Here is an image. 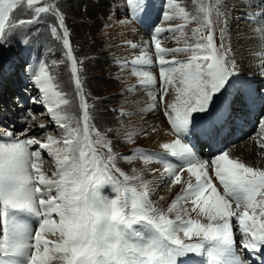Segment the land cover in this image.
Masks as SVG:
<instances>
[{
  "label": "snow or ice",
  "instance_id": "6c2138e0",
  "mask_svg": "<svg viewBox=\"0 0 264 264\" xmlns=\"http://www.w3.org/2000/svg\"><path fill=\"white\" fill-rule=\"evenodd\" d=\"M40 3L41 0H0V46L10 44L11 38L18 35L17 28L38 23L41 14H54L57 26L51 27V33L66 50L81 115L71 114L66 93L59 90L48 65L41 62L31 78L38 95L31 96L30 102L42 103L50 120L64 130L65 136L62 141L49 136L41 144L33 138L16 140L9 130L6 136L10 142H0V264H51L53 260L60 264H181V258L189 254L204 257L206 264H244L235 252L233 221L242 237L240 246L250 254L260 253L264 249V169L231 158L227 148L220 149L210 162L199 159L194 151L196 141L211 145L235 131L241 119L238 103L251 110L256 102L254 87L236 79L237 64L229 60L224 45L217 48L214 33L209 31L184 48H167L162 46L161 34L182 33L183 25L150 28L163 92L167 93L169 85H179L175 88V102L164 106L163 96L160 99L177 139L162 145L165 154L136 149L123 159L131 161L139 154L147 163L158 157L173 185L181 184L182 174L187 171L186 187L165 212L150 199L147 182L141 181L139 191L129 184L140 177L130 176L116 166L111 141L99 131L94 132L93 139L90 105L83 92L64 15L55 5L37 6ZM128 3L134 19L153 14L154 0ZM22 4L32 11V19L12 18ZM167 9L162 16L165 21L177 16L188 19L189 13L176 0H167ZM201 11L211 16V8ZM260 18L264 19V13ZM203 27L211 29V19ZM200 31L197 28L193 34ZM21 42L27 43V39ZM179 52H190L189 59L176 60L175 53ZM169 55L172 60L166 59ZM131 62L153 64L146 51ZM137 74L141 85L156 82L149 71ZM238 89L243 97L237 96ZM152 99L151 108L155 109V96ZM22 116L28 120L30 112H23ZM258 126L264 132V114ZM22 134L27 135V127ZM61 142L62 148L54 147ZM37 144L55 158L57 172L53 175L57 178H48L41 171L37 163L41 150L30 151ZM258 146L264 148V139ZM166 154L176 158L177 163L169 162ZM105 186H111L114 197L104 194ZM180 202L190 203L191 209L178 207ZM172 213L174 218L169 215ZM191 213L207 222L192 218ZM54 216H58V222ZM33 220L37 224L35 230ZM136 225L142 227L138 229ZM49 232L58 233L59 239L48 240L45 234Z\"/></svg>",
  "mask_w": 264,
  "mask_h": 264
},
{
  "label": "rangeland",
  "instance_id": "374dc122",
  "mask_svg": "<svg viewBox=\"0 0 264 264\" xmlns=\"http://www.w3.org/2000/svg\"><path fill=\"white\" fill-rule=\"evenodd\" d=\"M257 1L176 0V3L180 4L189 13L188 19L183 20L177 16L170 21L162 19L164 11L168 10L167 0H154L153 14L150 17H142L140 19L132 18V10L128 0H41L40 5H37H55L64 15L65 24L70 31L73 55L76 57L77 67L80 69L83 92L90 105V115L94 129L93 139H96L94 132L99 131L101 135L111 141L113 152L116 155V166L130 176L140 177L139 180L130 181L129 184L131 186H136L138 191L142 190L140 183L144 181L149 184L150 194L156 195L158 192L168 193L163 198H159V200L154 201L151 199L157 208L165 212L176 197L183 192L184 187H186V182L189 179H185L186 172L182 174L181 184L173 185L171 178H168L166 173V178L160 181L162 173H164V164L159 161L158 157H154L147 163L140 158L139 154L134 156L131 161L124 160L123 157L131 155L136 149L144 150L146 153L165 154L164 149V151L158 150L162 146L156 145L158 133L163 129H168L169 131L174 130L171 128L164 114L160 99L163 96L164 106L175 102V88L179 85H169L167 93L165 94L161 88V78L159 76L156 55L153 54L154 60L152 65L133 64L131 61L136 57V55L134 56L136 49H133L130 45L133 43L139 45L143 39L138 33L144 31L146 34L145 38L148 39V44L151 41L152 49H154L150 28L155 26L169 28L183 25L182 33L176 32L170 34L165 32L161 34L162 46L167 48H184L194 44L200 36H207L209 31L214 33V41L217 48L224 45V50H228L229 60H234L237 64L236 71L239 75L236 79L240 82L251 84L256 92V102L251 110H248L241 103L236 105L237 111L241 114V119L237 122L235 131L218 142L221 149L227 148L229 150V153L232 154L230 157L232 158L234 151L238 147L240 148L246 142L254 139L255 133L259 128L258 121L261 118V114H264V78L261 74L264 72V63L258 65L259 62L257 61L261 58V55L251 57L248 54L249 46L246 47L247 43L245 42V35H247L250 44L253 43L255 38L264 41V36L262 35L264 34V28L263 31L259 32L254 27L247 26L252 22L246 17L247 12L250 9L249 13L254 14L253 10L256 9L255 3ZM202 8H211V16H206L201 11ZM193 17H196V19H193ZM12 18L17 20L32 19V11L26 5L22 4L18 9L14 10ZM208 19L212 21L211 29L203 27ZM52 26H57V18L54 14H41L38 23L17 28L16 32L18 35L11 38L10 44L7 47L0 46V102L8 100L11 105L10 113L14 112L13 115L8 116L13 121L7 117L6 120L9 121H5L4 119L0 125L9 128L14 133V138L16 139H19L18 135L21 134L20 132L27 125L19 121L22 116L14 121L19 116L16 109L24 111L21 106L18 107L19 102H15L16 98L14 95L17 93L25 99V102L29 101L27 92L33 88L31 78L34 65L37 67L41 62L48 65L49 73L55 77V82L61 87L60 91L66 93V98L70 100L71 114L77 117L81 115L79 98L70 70V61L65 55L66 50L63 47L62 41L52 35ZM248 27L250 28L249 30ZM197 28H200L201 31L194 35V30ZM247 31H250L251 34H245ZM252 34L255 35V38ZM234 37H238V46H241L237 53L233 52L230 44V41ZM24 38L27 39V43L21 42ZM150 56L152 57V54ZM189 57L190 52L175 53L176 60L187 61ZM239 58L243 59L245 66L248 67L245 74H253L252 76L255 77L253 80H249V76H243L244 71L242 68L244 65L238 63L237 59ZM166 59L172 60L173 56L169 55ZM53 60L56 61L55 64L52 63ZM31 65L33 66V70L30 67ZM251 65H254V67L250 68ZM142 70L152 71L154 76L156 73V82L150 85H141L140 82H136L135 80L133 83L137 73ZM250 70H254V72ZM10 79L12 84H7L6 81ZM138 79L139 77H137ZM146 89H151V91L155 92V109H152L150 106L143 107V102L136 98L140 92ZM31 95H38L37 90L34 89ZM237 96L243 97V92L239 89L237 90ZM30 104L32 103L28 102L26 104V112H30L32 108ZM38 109L37 111L40 112L39 115H41V118L46 123H53L55 125L50 120L49 114L48 116H43L44 107L41 106ZM152 114L162 117L160 118L161 124H153L152 121H146V117L149 116L151 119ZM15 125H20V128H17ZM3 129L4 127H1V130ZM46 132L45 136H43L44 138L46 135H49L56 140L62 141L63 139L60 138H64L65 136L63 129L56 132L55 127H52V125ZM130 136L133 137L132 140H129ZM43 137H41L40 143L47 142L48 137L45 140ZM61 144L62 142L54 147L62 148ZM205 146L206 144H203L201 150H204ZM209 149L208 151L205 150V155H199L200 157H197L210 162L218 151L213 152L210 150L209 152ZM238 149L237 151L242 150V148ZM36 150H41L39 144H37ZM257 150L264 156V148H259L258 146ZM100 151L106 152V149L100 148ZM166 155H168L169 162L177 163L176 158L170 157V154ZM44 157L47 158L50 169L56 170L55 158L46 154ZM148 163L156 165V169ZM260 168L264 169V164ZM47 175L51 177L52 173H47ZM210 175L214 177V173ZM192 181L193 183L195 182L194 177H192ZM213 181L218 182L216 179ZM219 186L222 190V186L220 184ZM166 187H170L171 191L169 190L167 192L165 190ZM103 192L109 197H114L115 195L111 186H105ZM182 206L188 207L189 210L191 209L190 203L184 205V202H180L178 207ZM169 215L174 218L175 213ZM191 216L192 218L201 219L202 222H207L204 217H198L196 213H191ZM54 219H57L58 222V216H55ZM136 227L138 228V225ZM233 230L234 235L237 233L236 238L238 237L235 247V251L237 250L238 253L239 250H244V248L240 246V243L243 241L241 235L239 236L238 224L235 221H233ZM53 235L52 237L46 238L50 241L59 239L58 233ZM192 242H195V238H193ZM240 253L244 261L246 254L243 252ZM258 257H260V254H257L252 259L255 260ZM260 259L263 260L264 255ZM245 262L246 264L254 263L253 260L249 263L246 260ZM51 264H60V262L53 260Z\"/></svg>",
  "mask_w": 264,
  "mask_h": 264
},
{
  "label": "bare ground",
  "instance_id": "6f19581e",
  "mask_svg": "<svg viewBox=\"0 0 264 264\" xmlns=\"http://www.w3.org/2000/svg\"><path fill=\"white\" fill-rule=\"evenodd\" d=\"M255 7H256V9L255 10H253V12H254V14L253 13H249L250 12V9H249V11L247 12V15H246V13H245V15H246V17L248 18V20H250V21H252L251 23H249V25H247V26H252V27H254V29H257L259 32H261V31H263V28H264V19H261L260 18V14L261 13H264V0H258L256 3H255ZM246 20V19H245ZM247 20V21H248ZM246 21V22H247ZM243 25V24H242ZM248 27V30L250 29ZM247 30V29H246ZM240 31V30H239ZM253 32H255V31H253ZM252 32V33H253ZM245 34H251V32L249 31H247ZM138 35L139 36H141L142 37V42L139 44V45H137V47L136 48H133V49H136V52H135V54H134V56L136 55V56H139V55H141L143 52H148V54L150 55V54H152V60H154V58H153V54H155V49H152V46H151V41H150V44H148V39L147 38H145V36H146V34H145V32L144 31H142V32H139L138 33ZM263 36H264V34H262ZM246 36V39H245V42L247 43V45H246V47L247 46H249L248 47V54L252 57V56H255V55H257V56H260L261 55V58L260 59H258V61L257 62H259V64L258 65H261L262 63H264V41H262V40H260V39H257V38H255V35H253L252 34V36H254V41H253V43L252 44H250V42H249V40H248V37H247V35H245ZM238 42H239V39H238V37H234V38H232V40L230 41V44H231V46H232V50H233V52H235V53H237V51H238V49L241 47V46H238ZM260 47V48H259ZM133 56V57H134ZM250 57V58H251ZM238 60V63H241L242 65H244V67L242 68L243 69V76L244 77H248L249 76V80H253L255 77H253L252 75L253 74H251V73H246V74H248V75H246L245 74V72L247 71V69H248V67H246L245 66V61L243 60V59H237ZM158 62V61H157ZM30 67H32V70H33V66L31 65ZM35 65H34V70H35ZM251 67H254V65H251L250 66V68ZM142 71H147V70H142ZM251 72H254V70H250ZM139 72H141V71H139ZM149 72H151V74L154 76V73L152 72V71H149ZM156 73H155V76L154 77H156ZM137 77H139V79L137 80ZM263 78H264V75H263ZM135 80H136V82H140V76L137 74L136 75V78L134 79V81H133V83L135 82ZM6 83L7 84H12L11 83V79L10 80H7L6 81ZM59 90H61V87L59 86ZM34 89H36L34 86H33V88L30 90V91H28L27 92V94H28V97L30 96H32L31 94H33V91H34ZM33 90V91H32ZM154 94H155V92L154 91H151V89H146V90H144V91H142V92H140L137 96H136V98H138L139 100H141L143 103H142V106L143 107H151V105L153 104V99L151 98V97H153L154 96ZM16 102V101H15ZM23 102H20V104H19V106L18 107H22V109H23V104H22ZM30 106H32V108L30 109V117H29V119L28 120H24V119H22L23 118V116H22V113L23 112H26L25 110L24 111H22V110H18V109H16L17 110V113H18V115L19 116H17L15 119H14V121L15 120H18L19 119V117L20 116H22L20 119H19V121H21L23 124H25L26 123V127H27V135L25 136V135H23L22 133H23V131L24 130H22V132H20L21 134H19L18 135V137H19V139H16V140H22V139H25V138H33V139H35V140H38L39 142H40V139H41V137H43V136H45V132H46V130L52 125V127H55V131L56 132H59V131H61L62 129L58 126V125H53V123H51V124H49V123H46V121H44L42 118H41V115H39L40 114V112L39 111H37V110H39L38 108H41V106L42 107H44V112H43V116H48V112L46 111V108H45V106L42 104V103H38V102H32V104H30ZM38 106H40V107H38ZM25 108H27V105L24 107V109ZM29 109V108H28ZM9 109L7 108L5 111H8ZM15 110V111H16ZM10 115H12L11 113H10ZM10 115H4V114H1V116H0V123L1 122H3L4 121V119L5 118H7L8 116H10ZM15 117V116H14ZM31 117H34V119H32ZM160 118H162L161 116H159V115H155V114H152L151 115V119L149 118V116L148 117H146V121L147 122H153V124L154 123H156V124H161L160 122ZM40 125H44L45 127L44 128H41V127H39ZM15 126H17V128H20L18 125H15ZM22 126V125H21ZM1 127H4V129L3 130H1ZM24 128V127H23ZM8 131H9V128H6V126H4V125H0V142H10V139L6 136V134L8 133ZM12 132V131H11ZM157 132V131H156ZM13 133V132H12ZM46 134H48L47 132H46ZM173 134V135H172ZM15 135H14V133H13V137H14ZM49 135H46V137L44 138V140L45 139H47V137H48ZM251 137V136H250ZM60 139H63V138H60ZM175 139H177V136H175V134L174 133H172L171 131H169L168 129H163L162 131H160V133H158V140H157V142H156V145L157 146H162L164 143H172V142H174L175 141ZM261 139H264V132H262L259 128L257 129V131H256V133H255V136H254V139H252V140H250V141H248V142H246L245 144H243L242 145V147H240V148H242V150L241 151H237V149L239 148H237L236 149V151H234V154H233V156H232V158H238L241 162H244L246 165H248V166H252V167H254V166H256L257 168H260V166L261 165H263L264 164V156L260 153V151H258L257 150V147H258V145H259V142L261 141ZM41 144H43V143H41ZM36 147H37V145H33V146H31V148H30V151H35L36 150ZM61 147H63V144H61ZM239 148V149H240ZM260 148V147H259ZM154 149H157V148H154ZM238 149V150H239ZM158 150H162V151H164L163 150V148H159ZM211 150V149H210ZM262 150V149H261ZM212 151V150H211ZM45 154L46 155H48V150H42V153H41V159L39 160V161H37V163L40 165V168H41V171H43L46 175H47V173H52V176L51 177H49L48 175H47V177L48 178H53V179H55V178H57V177H55L53 174L54 173H56L57 172V169L56 170H53L52 168L50 169V165L48 164V160H47V158H45L44 156H45ZM230 154V156L232 155L231 153H229ZM173 161V160H172ZM53 164V163H52ZM149 164V163H148ZM149 165H151L152 167H154L155 169H156V165H154V164H149ZM55 169V168H54ZM186 173H185V179H187V178H189V174L187 173V171H185ZM210 174H213V172H210ZM166 178V175H165V172L164 173H162V176H161V179H160V181H163L164 179ZM213 180H215V178L213 179ZM194 181V180H193ZM215 184H216V186L218 187V189L222 192V190L220 189V186H219V184H218V182H216V181H213ZM172 185V184H171ZM165 190L167 191V192H169V190H170V187H166L165 188ZM171 191V190H170ZM53 194H55V192H53ZM165 194H168V193H162V192H158L156 195H152V194H150V199H152V200H154V201H156V200H159V198H163L164 196H165ZM55 217V216H54ZM59 219V218H58ZM57 220V219H56ZM32 223H33V228H34V230L36 229V227H37V224H36V221H32ZM46 235V237H52V236H54L53 235V233H51V232H49V233H46L45 234ZM236 235H237V233L235 234V237H236ZM239 236H240V234H239ZM238 238V237H237ZM236 238V239H237ZM240 239V238H239ZM52 240V239H51ZM53 241V240H52ZM241 244V243H240ZM236 252V254H238L240 257H242V254L240 253V252H243V253H245L246 254V257H245V260L247 261V262H252V257H251V254H249V252L247 251V250H239L238 251V253H237V250L235 251ZM244 260V261H245ZM263 261H264V259H263ZM244 264H246V262L244 263Z\"/></svg>",
  "mask_w": 264,
  "mask_h": 264
}]
</instances>
